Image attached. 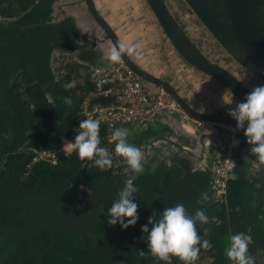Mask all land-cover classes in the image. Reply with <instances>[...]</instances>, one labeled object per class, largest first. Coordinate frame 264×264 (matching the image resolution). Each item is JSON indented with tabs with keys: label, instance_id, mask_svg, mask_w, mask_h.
Returning <instances> with one entry per match:
<instances>
[{
	"label": "trees",
	"instance_id": "1",
	"mask_svg": "<svg viewBox=\"0 0 264 264\" xmlns=\"http://www.w3.org/2000/svg\"><path fill=\"white\" fill-rule=\"evenodd\" d=\"M53 1L0 0V264H200L202 250V264H264L261 138L219 198L185 156L134 174L103 123L88 131L97 148L31 161L82 124L93 88V52ZM54 51H75L55 73Z\"/></svg>",
	"mask_w": 264,
	"mask_h": 264
},
{
	"label": "water",
	"instance_id": "2",
	"mask_svg": "<svg viewBox=\"0 0 264 264\" xmlns=\"http://www.w3.org/2000/svg\"><path fill=\"white\" fill-rule=\"evenodd\" d=\"M223 51L244 72L264 85V0H182ZM95 22L103 29L117 57L141 80L159 87L189 117L242 132L237 160L249 164L256 148L250 141L264 134V123H245L223 113L191 108L170 84L138 67L128 57L115 33L101 18L91 0H83ZM151 14L175 53L201 74L214 79L237 101L264 114V97L249 89L231 72L207 58L191 41L164 0H145Z\"/></svg>",
	"mask_w": 264,
	"mask_h": 264
},
{
	"label": "crops",
	"instance_id": "3",
	"mask_svg": "<svg viewBox=\"0 0 264 264\" xmlns=\"http://www.w3.org/2000/svg\"><path fill=\"white\" fill-rule=\"evenodd\" d=\"M91 1L98 15L103 18V20L115 33L126 54L129 55L141 69L153 76L167 81L175 92L194 110L213 113L222 112L227 116L235 117L232 114L234 112V108L237 107L240 110L239 104L242 103L233 99L234 97L231 95V104L233 103L232 105L234 107L230 104L229 111H223V109L220 108L221 106L224 107L223 98H230V95L227 97V93L225 92L226 89H224V87L214 79L193 69L173 50H169L168 41L165 37H163L164 40L160 37L157 38L159 42H163V45L160 46V48L163 49V53L159 52V55H157L156 58L153 57V62L155 63L154 70H151L152 67L147 66V62H144L143 59L139 61L138 55L131 49L146 51V53H149L147 46L149 49L152 47V42L146 36L147 19L149 18L147 12H149L151 16L152 14L145 0ZM51 17L53 21H58L63 18L72 19L78 30V43L85 45L87 49L93 52V58L95 57V60L97 59L96 62L93 61L89 65H102L107 63V61L117 59V54L109 39L105 35L103 29L89 14L83 0H54L51 4ZM123 37L128 38V40L124 41ZM99 61L100 64H97ZM101 61L105 63H102ZM222 67L227 70L224 65ZM187 68L195 71L196 74H194V76L198 78V80L201 79L204 85H200L198 82L192 83L189 81L188 83H191L193 86L191 85L190 92L187 93L189 97L186 98L184 94L177 91V88L179 85L188 84L184 81L185 77L182 76L183 73H187ZM231 73L236 76L234 72ZM147 85L149 89H156V91L160 89L159 87L148 83ZM193 87L197 90H201V92L205 90L209 95H214L215 92L216 96L212 97H215V100L217 99V101L222 102V104L217 105L215 102L212 104V101L205 99L207 100V105H211V107H196L195 104L190 103L193 100ZM208 124L215 129H219V124L209 122ZM146 129L147 148L152 149L150 156L156 154L155 156L160 157L163 153H167V147L169 145L174 146V143H177L181 146V149L188 150L191 154L199 156V158L202 157L205 162L209 160L211 151L209 137L204 135L201 130H194L190 124L182 122L178 115L161 114L152 123H149ZM206 131L210 132L211 130L208 129Z\"/></svg>",
	"mask_w": 264,
	"mask_h": 264
},
{
	"label": "built area",
	"instance_id": "4",
	"mask_svg": "<svg viewBox=\"0 0 264 264\" xmlns=\"http://www.w3.org/2000/svg\"><path fill=\"white\" fill-rule=\"evenodd\" d=\"M88 74L93 88L81 102L82 124L76 126L72 135L53 149L34 150L31 161L54 163L57 156L73 149L89 145L97 148L98 145L91 142L88 131L98 123L106 126L109 139L111 132L118 126L137 125V128H143L162 113L178 115L182 122L197 127L204 123L185 114L163 90L148 93L144 81L119 59L104 66L90 65ZM220 127L227 132L225 139L221 131L212 136L209 160L199 168L209 172L210 190L217 198L224 193L226 183L233 179L237 149L243 141L242 132L227 126Z\"/></svg>",
	"mask_w": 264,
	"mask_h": 264
},
{
	"label": "rangeland",
	"instance_id": "5",
	"mask_svg": "<svg viewBox=\"0 0 264 264\" xmlns=\"http://www.w3.org/2000/svg\"><path fill=\"white\" fill-rule=\"evenodd\" d=\"M167 8L173 14L175 19L177 20L178 24L183 28L185 33L191 37V41L197 46V48L210 60L213 62H217V64L221 66H225L229 72H234L237 78L241 80L243 85L249 89L251 92L264 97V85L261 84L259 81L254 79L252 76H250L248 73L244 72V70L237 65L224 51L223 49L216 43V41L210 36V34L207 32V30L201 25V23L195 18V16L192 14V12L188 9V7L183 3L182 0H164ZM148 14V19H147V38L152 42V47L151 49H147L149 53L146 51H139V50H134L135 53L139 57L140 60H144V62H147V66L152 67L151 70L155 69L154 62H153V57L156 58L157 55H159V52L163 53V49L160 48L161 45H163V42H159L157 38H162L164 34L157 24L156 20L154 19L153 15L151 16L149 12ZM184 15V17H183ZM52 19V17H51ZM119 32V31H116ZM166 38V37H165ZM77 40V37H76ZM123 40L126 41L128 38H124ZM78 42V41H77ZM168 47L169 50H173L172 47L170 46L168 42ZM174 51V50H173ZM56 51L53 52L52 58H57L55 62H52V69L53 72L55 73V69L57 70L58 66L61 65L62 62H64L66 59H72L74 57V52H65V54H61L58 52L59 55L55 54ZM175 52V51H174ZM156 54V55H155ZM128 57L131 59V57L128 55ZM163 58V57H162ZM118 59V57H117ZM164 59V58H163ZM97 60V59H96ZM95 57L93 58V61H95ZM116 60V59H115ZM114 61V60H111ZM107 61V63L111 62ZM133 61V59H131ZM102 63H105L101 61ZM134 62V61H133ZM97 65V66H104L106 65ZM135 63V62H134ZM230 63V64H228ZM100 64V61L99 63ZM136 64V63H135ZM137 65V64H136ZM139 66V65H137ZM168 66V65H167ZM140 67V66H139ZM195 71H192L191 69L187 68V73H183L182 76L185 77L184 81L188 83L191 81L192 83L198 82L200 85L202 83L201 79L198 80L194 76ZM145 86L147 87V82L144 81ZM149 84V83H148ZM187 85V87H186ZM191 83L188 84H182L179 85L177 88V91L181 94H184L185 97L188 96V92H190L191 89ZM185 86V87H184ZM193 86V85H192ZM148 88V87H147ZM156 89H147L148 93H154ZM193 93V100L190 102L191 104H195L196 107L198 108H204V107H211V105H207V100L209 99L212 101L211 103L213 104L214 102L219 105L222 104V102H218L217 99L215 100V97L213 98L212 96H216V93L214 92V95H209L208 92L203 90H197L196 88H192ZM227 97L230 98H223V105L224 107H220L223 109V111H229L230 104L232 102V96L229 92H227ZM207 99V100H205ZM235 99V98H233ZM204 100V101H202ZM233 104V103H232ZM231 104V105H232ZM240 105V110L235 107L234 112L232 113L235 117H232L238 121L245 122V123H264V114L257 112L255 110L250 109L249 107L239 104ZM233 106V105H232ZM234 107V106H233ZM222 113V112H218ZM165 114V113H162ZM161 115V114H160ZM159 115V116H160ZM175 115V114H174ZM231 117V116H230ZM204 122V121H203ZM149 124V123H148ZM147 124V125H148ZM147 125L143 128H137L139 126L137 125H123V126H118L116 127L112 132H111V138L117 139L118 141H122L125 145V155L127 158V161L132 165L133 167V173L134 174H141L144 171L151 170L152 167H154L158 161H164L167 164L169 163V159L174 156H185L191 163L192 169H199L201 166H204L206 162L203 160V158H199L197 155L191 154L188 150L181 149V146L177 143H174L173 145H169L167 147V153H163L160 157L151 155L150 152L152 149L147 148ZM191 127L194 128V130L202 131L204 135H207L209 137V140H212V136L215 134H218L221 131L222 138L225 139L227 132L225 129H221L220 125L218 126L219 129H215L211 127L208 122H204L202 126L197 127L196 125L191 124ZM211 130L206 131V130ZM263 139L264 140V134H261L257 137V139ZM242 144V143H241ZM154 152V151H153ZM161 152V151H160ZM159 152V153H160ZM155 153V152H154ZM241 242V241H240ZM237 241V243H240ZM200 264L205 263L207 260V255L206 251L202 250L200 255Z\"/></svg>",
	"mask_w": 264,
	"mask_h": 264
},
{
	"label": "flooded vegetation",
	"instance_id": "6",
	"mask_svg": "<svg viewBox=\"0 0 264 264\" xmlns=\"http://www.w3.org/2000/svg\"><path fill=\"white\" fill-rule=\"evenodd\" d=\"M106 37V36H105Z\"/></svg>",
	"mask_w": 264,
	"mask_h": 264
}]
</instances>
